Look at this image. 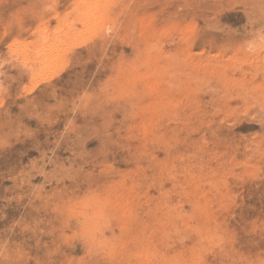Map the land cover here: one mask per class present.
I'll return each instance as SVG.
<instances>
[{"label":"rangeland","instance_id":"rangeland-1","mask_svg":"<svg viewBox=\"0 0 264 264\" xmlns=\"http://www.w3.org/2000/svg\"><path fill=\"white\" fill-rule=\"evenodd\" d=\"M0 264H264V0H0Z\"/></svg>","mask_w":264,"mask_h":264},{"label":"bare ground","instance_id":"bare-ground-1","mask_svg":"<svg viewBox=\"0 0 264 264\" xmlns=\"http://www.w3.org/2000/svg\"><path fill=\"white\" fill-rule=\"evenodd\" d=\"M90 5H94V4L90 3Z\"/></svg>","mask_w":264,"mask_h":264}]
</instances>
